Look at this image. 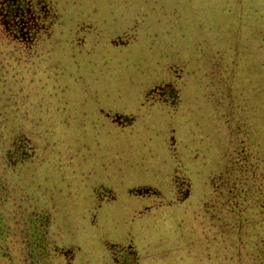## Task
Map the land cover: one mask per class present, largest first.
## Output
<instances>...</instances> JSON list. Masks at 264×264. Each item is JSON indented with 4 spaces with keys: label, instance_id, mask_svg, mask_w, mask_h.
<instances>
[{
    "label": "rangeland",
    "instance_id": "374dc122",
    "mask_svg": "<svg viewBox=\"0 0 264 264\" xmlns=\"http://www.w3.org/2000/svg\"><path fill=\"white\" fill-rule=\"evenodd\" d=\"M57 1L68 24L87 20L98 34L92 24L61 27L85 39L61 37L45 72L20 70L24 84L0 85V105L16 90L36 103L31 121L17 115L7 130L26 121L40 139L34 161L7 163L0 149V213L16 225L7 238L15 263L1 264L27 263L25 229L40 211L51 218L45 249L54 264H228L222 240L197 237L198 214L228 156L230 105L256 109L250 133L264 145V60L246 45L252 24L264 21V0ZM220 58L236 59L234 97ZM172 80L184 90L151 89ZM0 131L8 145L11 134ZM188 178L191 194L178 201Z\"/></svg>",
    "mask_w": 264,
    "mask_h": 264
},
{
    "label": "trees",
    "instance_id": "16d2710c",
    "mask_svg": "<svg viewBox=\"0 0 264 264\" xmlns=\"http://www.w3.org/2000/svg\"><path fill=\"white\" fill-rule=\"evenodd\" d=\"M66 11V7L60 5L57 0H0V70L10 77L7 81L3 79V76L0 77V85L9 87L24 84L25 79L20 74V70L26 76H38L42 71L45 72L46 66L50 65L52 60L56 61L53 54L55 47L61 42V37L65 43H73L74 41L77 45L85 39L80 35L77 38H66L62 35L65 32H61V27L64 28L65 25H68L75 27L78 31V28L84 29L92 24L98 34V28L90 21H80V18L77 21L76 18L68 24L65 18ZM84 18L86 16L81 17V19ZM56 27L60 29L59 35H55ZM122 36L128 38L126 36L129 34L124 33ZM248 38L246 45L256 46L257 50L262 52L263 61V20L258 21L255 26L252 24ZM115 42L126 43L128 40L113 41L114 44ZM220 61L229 67L227 71L229 76L222 81L225 80L224 82L229 87V95L234 97L233 92L239 90L234 82L236 59L220 58ZM23 62L26 63V66ZM215 66L220 68L217 63ZM6 75L5 78H7ZM179 75V80L184 79L185 71ZM220 82L221 80L214 81L217 84ZM163 85L166 83L155 85L151 89L156 90L161 95L177 93L178 89L184 90L183 87H178L180 84L177 85L173 80L169 82L167 89H163ZM16 92H18L16 98L11 96L14 100L13 103L8 102V105L4 103L0 105V130L5 129L11 134L8 145L4 141L0 142V149L5 150L7 163L17 161L18 156L34 161L40 144L37 134L26 121L22 124L17 123L13 129L7 130L10 118L15 119V116L20 115V118L31 121L34 114L32 109L35 108L36 103L32 97L26 98V100L29 99L26 102L21 100L20 90H16ZM33 99L35 100L34 96ZM250 101L251 99L246 98L244 106L241 102L240 104L245 109ZM175 103L177 101L171 102L173 106L176 105ZM233 109L235 110L233 111ZM256 114L254 107L240 111L239 105L236 108L232 107V110L230 105L231 120L233 122L237 117V121L232 123L230 145L226 151L228 156L225 155L222 171H215L213 173L215 175L209 182L212 192L213 187H215L214 183L216 184L214 196L209 198L207 191L199 208L200 231H198L197 237L208 236L209 242L222 240L221 243L228 250V264H231L232 261H235V264H264V145L260 146L261 142L257 140V137H254L253 133H250V127L253 128L256 123L253 118ZM123 116L116 115L113 119H117L116 122L125 120L130 123L129 117ZM240 119L246 123H240ZM238 132L241 134L240 137L237 136ZM0 135L2 136L1 131ZM34 136L36 140L33 139ZM182 187L179 189L181 193L178 201L187 200L191 194L192 185L189 178L186 187L184 189ZM2 188H4L3 185ZM138 190L140 191V189ZM161 204L160 202L156 208H159ZM8 220L0 213V264L5 260L15 263L7 238L10 229L16 225L8 222ZM50 220V216L41 211L35 217H29L25 229L26 235H28L26 238L28 255L27 263H24L54 264L48 260L45 249ZM232 251H235L233 258ZM64 252L66 253V250Z\"/></svg>",
    "mask_w": 264,
    "mask_h": 264
}]
</instances>
